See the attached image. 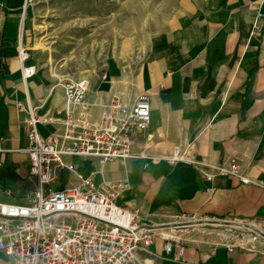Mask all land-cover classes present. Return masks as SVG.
<instances>
[{
    "label": "crops",
    "instance_id": "1",
    "mask_svg": "<svg viewBox=\"0 0 264 264\" xmlns=\"http://www.w3.org/2000/svg\"><path fill=\"white\" fill-rule=\"evenodd\" d=\"M257 1L173 0L164 18L147 26V55L134 80L110 64L111 88L122 101L145 95L151 104L148 129L133 135L131 156L106 162L65 156L97 183L127 180L118 203L136 211L141 225L161 228L136 264H264V240L229 248L230 234L206 227L233 220L264 228V3L258 8ZM21 17L8 14L0 33V202L22 203L36 187L28 177L25 108L35 106L46 120L38 124L44 137L60 134L65 117L61 75L41 73L31 56L17 57ZM22 65L36 67L24 81ZM109 93H87L91 121ZM189 144L193 162L165 159L174 146ZM232 161L248 182L229 173ZM76 181L63 171L53 188ZM165 238L184 244L181 257L164 252ZM0 264H9L1 251Z\"/></svg>",
    "mask_w": 264,
    "mask_h": 264
},
{
    "label": "built area",
    "instance_id": "2",
    "mask_svg": "<svg viewBox=\"0 0 264 264\" xmlns=\"http://www.w3.org/2000/svg\"><path fill=\"white\" fill-rule=\"evenodd\" d=\"M264 0H258V8ZM256 12V22L260 18ZM28 49L18 46L17 57L29 58ZM36 72L35 65H22L21 80ZM65 100L62 132L42 136L35 106L28 105L25 124L29 155L28 177L35 178L36 187L22 203L0 202V251L9 264H136L140 252H146L153 239L162 234L161 228H149L136 220V211L118 203L129 189L125 179L97 183L92 174L77 172L65 156L94 157L102 162L131 156L133 135L148 129L151 104L141 95L132 102L111 96L97 121H91L86 96L88 80L66 77L60 80ZM19 109L23 104L16 102ZM192 144L174 146L165 157L170 163L183 160L193 162ZM74 173L76 183L53 188L60 173ZM229 173L248 182L238 174V164L231 162ZM206 175V180H211ZM211 192V188H206ZM190 219L193 215L189 214ZM259 234L250 240L229 242L235 246L252 248ZM185 246L179 240L165 238L164 252L174 258L183 255Z\"/></svg>",
    "mask_w": 264,
    "mask_h": 264
},
{
    "label": "rangeland",
    "instance_id": "3",
    "mask_svg": "<svg viewBox=\"0 0 264 264\" xmlns=\"http://www.w3.org/2000/svg\"><path fill=\"white\" fill-rule=\"evenodd\" d=\"M172 2L0 0V33L8 14H21L22 44L41 73L59 74L61 80L71 76L86 78L88 95L98 90L100 94L110 92L111 98L117 93L113 91L110 64L118 66L120 76L127 75L132 82L147 55V26L157 18H164ZM209 223L206 227L222 230L230 234L229 238L238 237L241 243L249 241L250 234L255 233L264 240V228L254 222Z\"/></svg>",
    "mask_w": 264,
    "mask_h": 264
},
{
    "label": "bare ground",
    "instance_id": "4",
    "mask_svg": "<svg viewBox=\"0 0 264 264\" xmlns=\"http://www.w3.org/2000/svg\"><path fill=\"white\" fill-rule=\"evenodd\" d=\"M218 223V222H217ZM162 232V231H161ZM164 233V232H163Z\"/></svg>",
    "mask_w": 264,
    "mask_h": 264
}]
</instances>
